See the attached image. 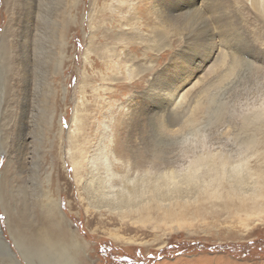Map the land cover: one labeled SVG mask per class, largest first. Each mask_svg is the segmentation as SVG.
I'll return each mask as SVG.
<instances>
[{"label":"rangeland","instance_id":"rangeland-1","mask_svg":"<svg viewBox=\"0 0 264 264\" xmlns=\"http://www.w3.org/2000/svg\"><path fill=\"white\" fill-rule=\"evenodd\" d=\"M203 1L172 0L179 6L170 15L193 6L189 34L207 27L209 45L187 43L184 25L163 18L167 0H0V200L38 234L47 187L85 247V264H264L263 200L236 213L223 190L217 201L190 194L170 216L168 201L129 212L89 201L85 176L73 173L107 171L119 181L110 192L117 202L118 192L142 177L152 181L156 170L173 171L177 181L193 175L207 194L219 176L227 183L228 171H240L260 180L264 198V0H217L214 13ZM214 21L230 22L250 53L218 84L241 40L218 36L223 27ZM187 115L199 122L187 124ZM178 121L185 127L172 136ZM150 140L168 146L170 162L153 169ZM1 201L0 227L11 243ZM12 248L16 264H26Z\"/></svg>","mask_w":264,"mask_h":264},{"label":"bare ground","instance_id":"bare-ground-1","mask_svg":"<svg viewBox=\"0 0 264 264\" xmlns=\"http://www.w3.org/2000/svg\"><path fill=\"white\" fill-rule=\"evenodd\" d=\"M216 1L217 0H211L212 10L209 12L214 13ZM203 2H204V6L205 5L207 6L208 0H205ZM190 4L191 3H188V1L186 2V6L190 5ZM167 5H168V11H167L168 13H164L163 18L165 17V19L167 21L172 22L173 25H175V27H177L178 25L179 26L184 25V27L186 28V31L188 32L186 35L187 36L191 35V34H189V32L192 30L191 25H190L191 24L190 21H192L191 19L193 17V12L195 10V9L194 10L191 9L193 6H189V9H188L189 11L186 12L185 14L174 16V15H170V13L175 12V10L178 11L179 3L173 4L172 0H167ZM163 6H164V4H163ZM177 13L181 14L179 12H177ZM196 16H198V15H196ZM163 18H161L160 22L165 23ZM214 23H220L223 27L220 31L216 32V34L218 36L225 38V40L228 42L237 41V38L241 40V44H236V48H234L235 53H233L231 55L229 67L225 71L219 73L217 75L216 79L213 81L214 83L218 84L222 80H225L227 77H229L239 64H241L242 62H244L246 64L248 62V59H249V57H247V56H249L250 53L248 51H246L247 50L246 45H245V47L242 48V45L245 44L244 38L241 37L242 35L237 33L232 27H230L228 25V24H231L230 22H227L228 23L227 24L223 21H220V22L214 21ZM168 26H171V24H167V27ZM189 28H191L190 31H189ZM201 28H195L197 30L196 34L191 35L190 38L186 37L187 43H189V40H196V42L198 41L199 43L203 42L205 45H209L211 43V37H213V35L212 34L206 35V36L203 35L204 34L203 30L206 29L207 27L202 26ZM56 38H58V37H56ZM61 38H63V36H61L60 39ZM58 41H59V46H60L61 40H58ZM232 46H234V44H232ZM58 50H59V54H60L58 57H62L61 52H60L61 46L58 47ZM242 51H243V55H242ZM1 52H3V54L6 53V50L3 47V45H0V53ZM194 55H195L196 60H207L208 61V59H209L208 57H207L208 59L205 58L201 54H199V55L194 54ZM252 57H253V55H252ZM245 58H246V60H245ZM61 59L62 58H59V61ZM0 61L3 62V60L1 58H0ZM2 62H0L1 66H3ZM201 62H203V61H201ZM4 64H6V62ZM207 89L208 88H204L202 91L207 92ZM154 95H156V94H154ZM154 95H152V96L154 97ZM142 108H143V110H142L143 113H145L146 111L144 110V106ZM187 116L189 117V119L188 118H185V119L189 120V121L187 122L184 119L185 122H187V124L188 123L197 124V122H199V120H197L196 117H194V116L190 117L189 115H187ZM157 117H159V116L157 115ZM256 120H257V117H256ZM261 120H262V117H260V121ZM159 121H160L159 118H157V120H156L157 124L155 122H153V124H152V129H155V133H156L157 137L163 136V133H161L162 123ZM137 122L138 121H136V123ZM176 122H177V120L174 121V123H176ZM179 122H181L180 123L181 126L179 129L177 128L176 130H173L171 132L172 136H174V135L178 136L182 133V127H185V126H183L182 121H178L177 126H179ZM169 124L171 125V124H173V122H170ZM184 125H186V124H184ZM137 126H138V123L136 124V127ZM188 126L190 127V124L187 125L186 128ZM192 126H194V125H192ZM193 129L190 130L191 133H194ZM194 130H196V129H194ZM144 141L146 142V140H144ZM160 144H158L156 141L154 142V141L150 140L148 142V145L150 147L145 148V149L149 150L151 158L153 159V161L151 162V166L153 167V169H154V166L157 167L158 164H160V163L170 162L167 159L168 157H166V152H167L168 146H166V147L160 146ZM165 148H166V150H165ZM1 155H2V151L0 149V157H1ZM172 156H176V155H172ZM174 158H176V157H174ZM74 166H75V164H74ZM78 169H77V171H73V173H74L75 177L76 176L77 177L82 176V175L85 176L87 181H86V184L84 186L85 187L84 189L86 191V197L89 201L104 203V204H106V206H120L119 208H126L127 211H129V212L135 211L134 209H138L137 211L142 210L144 208L143 205H146L148 208H150L154 205L152 202L157 204L160 201H162V202L168 201V203L171 205V208H169V209H172V210L167 209L170 213H164V214L166 216H168V214H169V216H170V214H173V213H171L172 211H175L176 213L181 212V211H179L181 207L180 208L177 207L178 209L175 207L177 205L176 203L178 200L182 201V199H184V198L188 199L190 194H192L191 196L197 195V198L199 199V201L200 200H213V201L215 200V201H217L218 199L221 198L220 194H218V193H220L223 190L226 191L225 195L227 197L225 200H235L234 202H232L229 205L233 206L234 209L236 208V210L234 211L236 213L239 211H245L244 207L248 206V204H251L252 206L255 207V206H257L258 200L264 201V198L258 196L259 195V194H257L258 190L256 189L258 187H262V185L260 184L261 183L260 180L254 179L250 174H242V173H240V171H228L230 173L228 178L231 179V181L230 182L227 181V183H226V180H225V182H223L224 177H222V176H219L218 179H216V180L214 179L215 182L217 181V185L215 184V188H213L212 187L213 185H212L211 186L213 188L212 192L210 194H207L206 188H204L206 192L201 191L203 188L197 189L196 184H195L197 182L194 181L193 175H188L185 177H182L183 175H181V177H182L181 180L177 181L178 177H176L173 174V171H167L163 175L162 174L157 175V173H159V171L156 170V172L154 173V176L152 177V181L149 178L147 180H145L146 178L142 177V179L140 181H135L131 186L128 185V187L126 189L118 192L119 196L117 198V202H118L117 203L114 200V197L110 195V192H111V185L114 183L118 184L119 181L116 182L115 178L112 175L110 176L109 173H107V171H104V175H98V174H96L95 171H79L80 169L79 170ZM75 170H76V168H75ZM160 173H162V172H160ZM128 174L129 173H126L125 175L128 176ZM216 175H218V174H216ZM255 175L257 176V174H255ZM210 179H211V177H210ZM46 181L48 183V179ZM149 181H151V182H149ZM213 182L214 181H212V183ZM207 184H210V182ZM207 186H209V185H207ZM4 190L5 189L2 185V183L0 182V198H1V195L4 196ZM243 191L244 192L245 191L252 192L251 197H247V198L243 197L241 195V193ZM43 193H44V195H43L44 200L47 201L44 204L45 206L40 205L41 209H44L41 213L42 216H44V218L42 219V224L44 225L42 227H43L44 231L38 230V231H40V233H38V234H37V231H36V234L34 232L35 231L34 228H35L36 224H34V228H33L31 223H27L26 220L28 218L25 220V219L21 218L19 215L13 216L15 214H13V215L10 214L9 213L10 210L8 212V206L3 204V202L1 201L2 199L0 200L2 209L4 210V212L6 211L5 214H7L6 215V223H7V230L9 232V234L8 233L7 234L11 238V243L10 242L8 243L6 238L3 236V233H2L1 227H0V264H4V263L5 264H16L19 262L17 260L16 254H15V250L12 248L13 245L16 248V250H18V253H20L22 255V257L23 256L26 257V259H25L26 264H85V261H84L85 260V252H84L85 247L80 243V241L78 240L79 238H77L76 234L70 230V227L68 226L67 222L64 220L65 218H64V216H62L63 215L62 212L59 211L58 200L57 199H54V200L51 199L50 196L52 194L51 195L49 194L47 187H46V190L43 191ZM212 197H215L216 199H214ZM224 197L225 196L223 195L222 199H224ZM6 200H5V202H6ZM145 202H147V204H145ZM151 203L153 205H151ZM11 204H13V203H11ZM104 204H102V205H104ZM154 206H156V205H154ZM174 207H175V209H173ZM239 207H240V209H239ZM10 208L12 209V207H10ZM20 210L23 211V209H21V208H20ZM25 210H26V208H25ZM25 210H24V212H25ZM37 210H39V209H37ZM56 210L58 211V213H61V215H58ZM28 211H30V210H28ZM147 212L149 214L150 213L153 214V211H151V210L146 211V213ZM22 213H21V215H22ZM135 213H133V214H135ZM253 213L254 212H252V214ZM36 214H39V213H36ZM126 214H128V213H126ZM129 214H132V213H129ZM235 216H238V214H235ZM247 221H248V219H247ZM117 238H115V239L119 241V239H117ZM128 242L132 243L135 241H128ZM11 244H12V246H11ZM7 258H8V260L5 261V259H7Z\"/></svg>","mask_w":264,"mask_h":264},{"label":"snow or ice","instance_id":"snow-or-ice-1","mask_svg":"<svg viewBox=\"0 0 264 264\" xmlns=\"http://www.w3.org/2000/svg\"><path fill=\"white\" fill-rule=\"evenodd\" d=\"M207 10H208V11H211V10H212L211 0H208ZM260 47H261V48H264V38H262V39L260 40ZM0 55H3V53H0Z\"/></svg>","mask_w":264,"mask_h":264}]
</instances>
